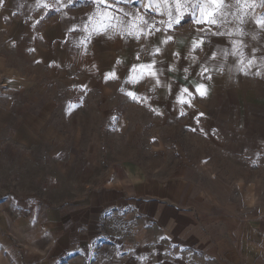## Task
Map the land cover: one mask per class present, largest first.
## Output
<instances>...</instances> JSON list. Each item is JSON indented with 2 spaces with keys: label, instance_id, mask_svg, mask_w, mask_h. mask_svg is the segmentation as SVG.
I'll return each mask as SVG.
<instances>
[{
  "label": "crops",
  "instance_id": "0c3cea01",
  "mask_svg": "<svg viewBox=\"0 0 264 264\" xmlns=\"http://www.w3.org/2000/svg\"><path fill=\"white\" fill-rule=\"evenodd\" d=\"M190 36L172 44L147 39L131 49L130 66L122 58L120 65L105 64L108 75L83 56L61 60V52L47 46L45 59L32 50L38 46L32 39L26 44L37 54L34 65L46 66L73 90L104 87L111 94L115 87L104 84L119 82L121 94L154 118L183 121L234 157L256 151L264 157V82L254 78L259 67L219 40ZM117 46L105 42L93 55L105 52V62L114 61ZM201 164L167 171L114 163L87 182L83 194L55 205L2 198L0 264H264V199L253 192L255 183L226 184Z\"/></svg>",
  "mask_w": 264,
  "mask_h": 264
},
{
  "label": "rangeland",
  "instance_id": "374dc122",
  "mask_svg": "<svg viewBox=\"0 0 264 264\" xmlns=\"http://www.w3.org/2000/svg\"><path fill=\"white\" fill-rule=\"evenodd\" d=\"M150 2L151 7H146ZM225 3L231 7L217 16L222 21L217 26L206 22L208 16L197 23L199 10L193 15L188 7L178 13L173 0L167 4L165 0H4L0 7V199L31 197L47 205L71 201L111 164L135 161L167 171L181 165L200 167L203 162L212 178L226 184L255 183L253 192L263 200L260 152L234 157L183 121L158 120L137 100L125 98L119 82L104 84L115 87L111 94L104 87L73 90L52 77L46 66L34 65L37 54L26 44L32 39L38 44L32 50L45 59L47 46L58 49L61 60L83 56L93 66L104 65L100 69L108 75V65H120L121 58L130 66L131 49L147 39L172 44L196 33L203 40H219L246 63H256L259 71L254 78L264 82V24L260 23L264 0ZM105 42L118 45L114 61L105 62V52L93 55ZM31 75L35 80L29 79Z\"/></svg>",
  "mask_w": 264,
  "mask_h": 264
},
{
  "label": "snow or ice",
  "instance_id": "6c2138e0",
  "mask_svg": "<svg viewBox=\"0 0 264 264\" xmlns=\"http://www.w3.org/2000/svg\"><path fill=\"white\" fill-rule=\"evenodd\" d=\"M174 4H175V9L178 13H181V9H187L188 7H190L192 9V13L193 15L195 14L196 10H199L200 12V19H198L196 22L197 23H202L205 22L204 18L205 16L210 17L206 22L212 25H217L222 22V21H218L217 16H223V9L231 7V5H228L225 3V0H203V2H201V0H197L196 3H190V0H184V3H181V0H173ZM165 4H167V0H165ZM236 4L239 5L240 4V0H236ZM4 5V0H0V7H3ZM146 7H151V2L149 3V5H146ZM157 9H159V5H156ZM15 13H13L14 15ZM169 17L172 18V13L171 11H169ZM5 19H7V17H5ZM175 22L179 23L180 20V16H176L175 18ZM141 20H143V18L141 17ZM143 23L148 25V21L143 20ZM261 24H264V20L260 21ZM153 27L152 25H149V28ZM157 31H159V29H156ZM216 35H224V33L221 32H217L215 33ZM169 39H171V37H169ZM202 43V41L200 42ZM197 45L194 44V47H196ZM157 52H159V49H156ZM251 63V61H250ZM145 68H150L151 66L145 65L143 66ZM205 71H207V69H205ZM151 75L153 77L156 76L155 72H152ZM156 83L159 84L160 81L157 78L156 79ZM203 85H200L197 87V91L200 90V88H202ZM184 92H188V89H184ZM189 96L192 95L191 92H188ZM129 95H132L131 93H129ZM201 95H203V93H201ZM184 101L181 100V103H183ZM189 106H191V103L189 101Z\"/></svg>",
  "mask_w": 264,
  "mask_h": 264
}]
</instances>
